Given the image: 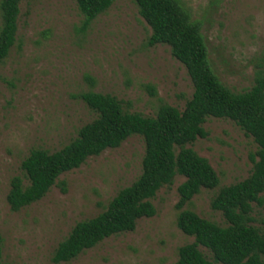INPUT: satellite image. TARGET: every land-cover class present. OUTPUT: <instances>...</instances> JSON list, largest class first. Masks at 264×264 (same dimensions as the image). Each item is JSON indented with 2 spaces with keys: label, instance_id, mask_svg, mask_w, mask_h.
I'll use <instances>...</instances> for the list:
<instances>
[{
  "label": "rangeland",
  "instance_id": "374dc122",
  "mask_svg": "<svg viewBox=\"0 0 264 264\" xmlns=\"http://www.w3.org/2000/svg\"><path fill=\"white\" fill-rule=\"evenodd\" d=\"M181 2L200 21L221 81L235 92L250 89L264 67V0ZM20 7L18 40L0 64L4 264H176L179 248L195 241L177 225L182 175L157 192L152 199L156 214L139 219L135 230L110 236L69 262L52 259L77 222L103 212L142 174L146 147L140 135L89 157L62 174L41 200L12 210L7 199L11 180L24 174L22 162L30 152L62 149L97 117L79 97L82 93L113 95L126 111L153 117L164 103L184 110L194 92L186 67L170 46L148 44L152 30L134 0H115L88 28L77 0H23ZM203 127L207 136L188 146L209 160L220 177L219 188L246 179L258 150L253 138L231 119L209 117ZM219 188L202 189L188 208L226 225L222 212L211 206ZM262 197L261 205L253 204L252 216L264 230V193ZM200 249L214 264H222L206 247Z\"/></svg>",
  "mask_w": 264,
  "mask_h": 264
},
{
  "label": "trees",
  "instance_id": "16d2710c",
  "mask_svg": "<svg viewBox=\"0 0 264 264\" xmlns=\"http://www.w3.org/2000/svg\"><path fill=\"white\" fill-rule=\"evenodd\" d=\"M22 1H0V64L18 40ZM134 1L152 30L148 44L169 45L173 56L186 67L194 86L192 98L184 110L164 103L152 117L126 111L113 95L93 90L82 93L79 97L97 117L62 149H33L22 162L24 174L11 180L8 202L12 210L19 211L41 200L62 174L79 168L89 157L118 148L131 136L140 135L146 147L142 174L132 185L121 189L103 212L77 222L59 243L53 261L69 262L110 236L135 230L139 219L156 214L152 199L157 192L182 175L185 181L178 188L177 225L195 241L179 248L176 264H214L200 246L206 247L217 263L264 264V230L254 225L252 216L253 204L261 205L264 193V67L256 72L250 89L233 91L215 72L201 23L192 19L181 0ZM114 2L77 0L85 16L84 28ZM152 91L156 94L154 87ZM209 117L233 120L258 145L252 156V172L246 179L219 188L220 177L209 160L188 146L198 137L207 136L203 124ZM204 188H219L211 206L222 212L226 225L188 208ZM0 264H4L1 234Z\"/></svg>",
  "mask_w": 264,
  "mask_h": 264
}]
</instances>
